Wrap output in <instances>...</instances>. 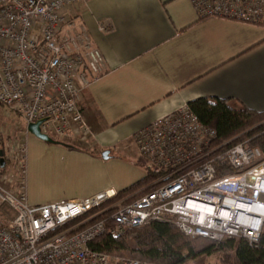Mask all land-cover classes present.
Instances as JSON below:
<instances>
[{
	"label": "built area",
	"instance_id": "2783aa9c",
	"mask_svg": "<svg viewBox=\"0 0 264 264\" xmlns=\"http://www.w3.org/2000/svg\"><path fill=\"white\" fill-rule=\"evenodd\" d=\"M86 1L0 0V106L25 124L3 149L0 264H150L88 246L103 234L118 237L152 222L171 224L186 237L256 244L264 224L260 152L218 145L186 105L131 136L145 169L159 174L153 189L104 208L116 189L57 203L26 201V126L41 121L40 132L51 139L70 128L89 133L82 90L103 73L104 60L74 21V9ZM191 2L200 17L264 26V0ZM216 163L233 172L217 175Z\"/></svg>",
	"mask_w": 264,
	"mask_h": 264
},
{
	"label": "crops",
	"instance_id": "0c3cea01",
	"mask_svg": "<svg viewBox=\"0 0 264 264\" xmlns=\"http://www.w3.org/2000/svg\"><path fill=\"white\" fill-rule=\"evenodd\" d=\"M74 13L104 69L82 90L88 134L70 128L53 143L26 135L30 205L120 191L140 180L145 167L132 134L191 100L230 99L264 110V26L200 19L191 0H87Z\"/></svg>",
	"mask_w": 264,
	"mask_h": 264
},
{
	"label": "trees",
	"instance_id": "16d2710c",
	"mask_svg": "<svg viewBox=\"0 0 264 264\" xmlns=\"http://www.w3.org/2000/svg\"><path fill=\"white\" fill-rule=\"evenodd\" d=\"M186 106L201 125L215 132L218 145L242 144L256 148L264 160V110L254 111L236 100L215 97L194 99ZM218 165L216 163L215 167L219 176L233 172L227 167L220 171ZM158 178V173L145 169L140 180L118 191V195L102 208L120 200L134 199L153 189L156 184H151ZM88 247L109 257L150 264H208L211 257H217L224 264H264V224L257 243L253 245L242 238L215 242L186 237L171 224L152 222L147 226L126 229L118 237L103 234Z\"/></svg>",
	"mask_w": 264,
	"mask_h": 264
},
{
	"label": "rangeland",
	"instance_id": "374dc122",
	"mask_svg": "<svg viewBox=\"0 0 264 264\" xmlns=\"http://www.w3.org/2000/svg\"><path fill=\"white\" fill-rule=\"evenodd\" d=\"M25 124L23 120L12 113L9 109L0 106V156L3 154L7 141L11 140L14 136L20 137ZM29 136H32L29 134ZM57 139V138H54ZM5 159V157H4ZM208 264H224L217 257H211L208 260Z\"/></svg>",
	"mask_w": 264,
	"mask_h": 264
},
{
	"label": "water",
	"instance_id": "95a60500",
	"mask_svg": "<svg viewBox=\"0 0 264 264\" xmlns=\"http://www.w3.org/2000/svg\"><path fill=\"white\" fill-rule=\"evenodd\" d=\"M40 123H41V121H37L35 123L28 124L26 126L28 133L33 135L34 137H36L37 139H39L41 141H44V142H47V143H53L54 142L53 139H51L47 135L42 134L40 132V129H39ZM104 155H106L105 152L103 153V156ZM3 166H4V159H3L2 156H0V167L2 168Z\"/></svg>",
	"mask_w": 264,
	"mask_h": 264
},
{
	"label": "bare ground",
	"instance_id": "6f19581e",
	"mask_svg": "<svg viewBox=\"0 0 264 264\" xmlns=\"http://www.w3.org/2000/svg\"><path fill=\"white\" fill-rule=\"evenodd\" d=\"M261 214L263 215V214H264V212L262 211V212H261Z\"/></svg>",
	"mask_w": 264,
	"mask_h": 264
}]
</instances>
